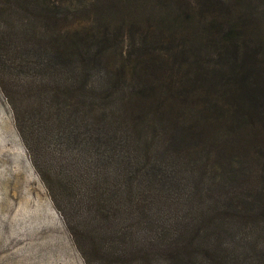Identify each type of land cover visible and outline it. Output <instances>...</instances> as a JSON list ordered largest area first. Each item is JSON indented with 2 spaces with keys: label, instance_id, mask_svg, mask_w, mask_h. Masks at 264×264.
<instances>
[{
  "label": "trees",
  "instance_id": "16d2710c",
  "mask_svg": "<svg viewBox=\"0 0 264 264\" xmlns=\"http://www.w3.org/2000/svg\"><path fill=\"white\" fill-rule=\"evenodd\" d=\"M48 3L61 16L47 10L46 25L60 30L38 79L72 82L50 101L97 111L84 149L108 147L94 169L39 143L58 189L40 176L87 264L72 224L93 256L119 264H264V0ZM232 192L242 210L214 222Z\"/></svg>",
  "mask_w": 264,
  "mask_h": 264
},
{
  "label": "rangeland",
  "instance_id": "374dc122",
  "mask_svg": "<svg viewBox=\"0 0 264 264\" xmlns=\"http://www.w3.org/2000/svg\"><path fill=\"white\" fill-rule=\"evenodd\" d=\"M28 1L0 0V264H87L60 208L54 204L49 188L40 176L41 172L47 183L58 189L59 179L45 167L39 143L47 146L50 157L60 158L61 154L67 164H70L69 159L74 162L84 159L85 165L94 169L105 164L103 159L96 160L94 154L99 148L98 155H102L108 147L96 141L92 147L84 149L94 138L88 124L92 125L97 111L82 113L78 97L50 101L52 91L59 88V83L73 84L59 80L52 84L43 82L38 79L42 75L36 67L45 58L52 36H59L57 20L56 28L46 25V11L60 17L61 10L48 3L49 0H38L36 5L30 6ZM71 1L73 4L78 0ZM80 3L84 4L83 1ZM74 5L76 9L80 6L79 3ZM54 67L59 73L60 68ZM57 77L64 79L65 76L60 73ZM91 86H96V82L93 81ZM37 132L42 135L37 136ZM43 135L48 136L47 141L39 139ZM104 136L106 139L107 135ZM248 185V182L241 183L245 188ZM226 186L230 187L229 184ZM250 186L262 187L258 183ZM257 191L253 190L251 194H257ZM200 198L196 199L199 204L200 201L202 204L211 202ZM230 199L233 205L228 203L223 211L216 210L218 214L212 216L214 222L242 210L235 192L230 193ZM61 208L64 209L63 202ZM72 227L90 264L120 263L115 253L107 254L106 260L101 258L102 254L93 256L81 240L78 228L74 224ZM263 234L261 230L255 233L260 237L257 240L260 242L257 243L259 250L264 246ZM106 251L104 249L102 253ZM137 259V254L128 256L125 264H135ZM157 260L154 259L152 264H164Z\"/></svg>",
  "mask_w": 264,
  "mask_h": 264
}]
</instances>
